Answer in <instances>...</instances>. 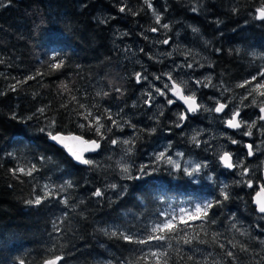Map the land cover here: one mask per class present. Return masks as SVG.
I'll list each match as a JSON object with an SVG mask.
<instances>
[{"label": "trees", "instance_id": "1", "mask_svg": "<svg viewBox=\"0 0 264 264\" xmlns=\"http://www.w3.org/2000/svg\"><path fill=\"white\" fill-rule=\"evenodd\" d=\"M213 1L218 0H154L162 21L175 26L180 19H193L200 34L194 32L187 41L179 42L178 37L174 39L179 31L168 29L167 37L188 52L189 46L198 48L190 44L192 38L196 42L207 40L216 73L229 85L238 84L244 71L246 81L258 77L260 63L250 60V53L264 54V22L247 20L245 31L213 30L207 23ZM219 1L222 10L229 8L228 0ZM2 2L6 6L0 7V264H44L55 255L63 256L59 264H154L153 251L167 252L168 264H203L205 259L209 264L213 260L220 264H264V217L253 205L262 175L248 187L234 171L219 165L216 149L206 157L201 145L197 155L200 161L211 162L207 174L213 177L212 182L206 177L195 181L167 172L149 179L140 171H144L141 145L147 129L131 121L139 85L135 79L138 71H132L130 64L137 62L135 59L142 63L150 60L143 47L152 46L147 37L153 35L149 29L156 26L143 0H116L115 4L109 0ZM118 3L119 7L127 6L125 12L119 11ZM239 5L249 16L259 7V0H243ZM241 36H245V62L239 58ZM130 47L137 50L134 57L125 52ZM61 62L64 66L59 70L51 67ZM29 76L34 79L27 80ZM24 80L27 82L17 84ZM255 84H249L244 93L227 95V99L240 102L243 111L247 107L256 113L264 98L249 95ZM12 85H17L15 91ZM88 111L104 125L103 135L95 131L94 118H84ZM109 114L112 120L107 118ZM224 122L216 121L219 129L228 131ZM59 133L96 140L102 149L91 158L89 167H80L49 142L50 136ZM120 140L132 168L122 176L115 171L114 158L103 159L107 152H120ZM202 142L206 139L197 144ZM243 148L228 142L234 157ZM33 166L31 176L12 174L14 169ZM63 183L65 189L57 197L49 194L39 206L27 203L37 196L43 198L45 186ZM97 190L103 193L101 197L94 195ZM222 190L229 194L228 200L223 199ZM172 200L184 201L189 208L214 206L206 219L173 222L177 232L166 242L138 244L121 238L123 234L148 241L154 226L168 222L165 216ZM184 238L191 244H185ZM219 244L224 245L223 250ZM241 245L248 250L242 251ZM226 251L234 252V262ZM146 254L148 259H141Z\"/></svg>", "mask_w": 264, "mask_h": 264}, {"label": "flooded vegetation", "instance_id": "2", "mask_svg": "<svg viewBox=\"0 0 264 264\" xmlns=\"http://www.w3.org/2000/svg\"><path fill=\"white\" fill-rule=\"evenodd\" d=\"M109 1L113 4H115L116 0H109ZM151 2L153 5V9L156 11L154 0H151ZM242 2H243V0H242ZM242 2H241V0H231V2L228 0L229 8L222 10L220 8L221 2L219 0L213 1L212 6L209 8L211 10V13L208 14V16H207L208 25L210 27H212L213 30H216V31L217 30L222 31V30L228 29V28L233 29V30H235L236 28H239L240 31H245L247 20L252 21V22H256L257 20H255L253 18L255 15V10L252 11L249 14V16H246L245 9H241V7L239 5V4H242ZM234 8L237 9V11L234 12L233 11ZM148 11H149L148 14H153L152 9L148 8ZM193 16H196V15L193 14ZM182 20L183 19L176 21L175 26H173L174 24H172L171 22L169 23L166 21H161V23L162 24L167 23L169 25V28H168L169 30L178 31V30H182L183 28H187V27H188L187 29H189V27L192 26V27L198 29V31H201V29L199 27H196L197 24H194L195 22L193 21V19H191V20L187 19V21H182ZM151 21H155V18H151ZM155 28H157L158 30L156 32H152V34H153V36L158 37V43L156 42V44H159L160 41H162L163 39H166V37H167L166 31L168 29H165V28L161 27V25H157V24H156ZM233 32H235V31H233ZM150 41H152V40H150ZM238 43L241 45V47H240V55L241 56H239V58L244 60V62H245V60L247 59V57L245 55V48H246L245 36L244 37L241 36V39L239 40ZM164 46L170 50L166 51L167 55H163V56L161 55V57H159L161 59V62L163 63V66L161 68L153 67V63H154L153 58L156 59V56L153 55L152 59L147 60V62L144 63V67H143V75L148 76L151 81H155V76H159V77L163 78L164 80L168 81V83L166 84L164 81L162 82V80H160L159 85H158V86H161V88L159 87L158 89L165 92V95H167V97H166L167 99L165 100L166 101L165 107L159 111V113L160 114L162 113V114L160 116V115H157L154 112H152L153 110L155 111V107H156L157 102H159L161 100L159 97L160 96L159 93H157V94L155 93V89H153L151 87H147V88H143V90L140 89L138 91L136 97L134 98V101L132 102L131 121H132L133 125L141 124V125H144V127L147 129L146 130L147 136L145 137V139L141 145L143 150H145V156L143 157V161L147 165H149V164H150V166L156 165V163L155 164L152 163V162H154L153 159H155V158L151 159V155H153L154 154L153 152L156 149H158L159 147H161L160 150L163 151L165 149V146L169 145V153L173 155L172 157L174 158V160L177 163H178V161H180L181 167L179 170H177L172 165L168 164L167 162L161 161L155 167L147 169L146 170L147 172H143V175L149 179H153L154 176L158 177V175H160L161 173H164V172L170 173L172 175H178V174L183 175L184 174L185 176H187L185 174L184 170L182 169V159L184 161L190 160L191 162L194 161L195 159H196V161H198V155H197L198 154V151H197L198 144L193 142V139H192L193 138V136H192L193 132H191V131H192L193 125H197L199 123L198 122V115L200 113L197 112V113L191 115V114L186 112V109L184 108V106L181 103L170 98L172 96L171 85L174 82L180 84L181 86L183 85L181 82L182 81V72H183V69L181 67V65H182V56H181L182 53L179 50L175 54H172V52H171L172 49L168 47L169 46L168 43L167 44L164 43ZM253 52L254 53H250V60H252L254 58V59H256L257 62L260 63V65H259L260 71L257 74L258 77H256L257 78L256 83H264V77H261L259 75V73L261 71H264V70H262L264 68V54L258 55V54H256L255 51H253ZM209 58L210 59L208 61V64L205 66L202 64L203 66L201 65L202 67L198 71H203L200 74L204 75L205 77L210 76L212 78V76H213L212 83L208 87L203 86L201 89V92H203V91L207 92V95H209V94L211 95L213 93V91H215V93H224L225 95H231V94L235 95V94H241V93L245 92L246 87H237V85L243 84L246 81L243 78L245 76V71H244L243 75L239 78L240 82L238 84L231 86L227 83V81H225L222 77H220L218 75V73H216L215 63L212 60V56H210ZM195 63H196V61H195ZM197 67H195L194 69H196ZM136 69L138 71V68H136ZM177 70H182V72L181 71L178 72ZM193 71H191L192 75H195V77L198 78L199 74L198 75L194 74ZM138 73H140V72L138 71ZM168 74L171 75V77H172L171 80H169ZM156 83H158V82H156ZM193 83L196 84V81H194ZM144 84H148V83H144ZM138 85L140 88L141 84L138 83ZM165 85H168L169 87L166 88ZM212 86H215V87L212 88ZM225 89H227V91H225ZM142 93H143L144 105H141L142 102L138 99V97L140 96V94L142 95ZM146 93H150L151 96L153 97V99L150 100L149 103H145V101L149 100V97H148V95H146ZM195 94L200 95L197 92V90H195ZM184 95H189V94L187 93V91L184 90ZM161 98L165 99L163 97H161ZM168 100H173L174 103L168 104ZM198 100L200 102V98L197 96V101ZM225 101H227V100H225ZM149 104H151V106H150L151 109H147V106H149ZM166 105L169 108V110H171L170 114L167 113ZM179 113H184L188 118L184 121L178 120V114ZM256 114L258 116L255 119L260 117L259 110H257ZM244 116H245V113L240 112V119L243 120L245 118ZM257 120H258V122H256V126L257 125L262 126L264 129V124H263V122L260 121V118ZM177 123L181 124V127H176ZM162 126L166 127V129L165 130L162 129L159 131L158 127H162ZM152 129H155V131L153 132ZM190 132H191V134H189ZM255 134H257V133H255ZM250 138L244 137L245 146L242 150V152L244 151L243 153L239 152V154L236 155V157H234V155L232 154L234 161H236V160L241 161L245 167L249 163H252V162L257 163L258 161L264 160V144H263L262 148L258 147L256 149L254 141H251V144L253 145V150H254V157L252 159H250L249 156L247 155L248 150L246 148V145L250 144V143H248ZM178 153L181 155H177ZM181 156H183V158H181ZM161 164H164V167H162ZM166 164H168V165H166ZM219 165H221V164H219ZM238 171L241 172V169L236 168L234 170L235 173ZM260 175L263 176V179H262V182H260L258 184V188H259L260 184H262V185L264 184V172L262 170L260 172ZM187 177L190 179L189 176H187ZM236 178H238V177L236 176ZM243 178L249 179L250 177L249 176H243ZM172 201H174V202H172L174 205H175V203L176 204L180 203V201H176V200H172Z\"/></svg>", "mask_w": 264, "mask_h": 264}, {"label": "rangeland", "instance_id": "3", "mask_svg": "<svg viewBox=\"0 0 264 264\" xmlns=\"http://www.w3.org/2000/svg\"><path fill=\"white\" fill-rule=\"evenodd\" d=\"M119 6H120L119 3L116 4V7H119ZM193 28L194 27H191V30H185L187 28H183L182 30H178L179 32H178L177 36H174V39H176L178 37L179 38V42L183 41V40L187 41V38L189 37V35H192V33H194L193 30H192ZM188 31L190 33H188ZM198 33L200 34L201 31L195 32V34H198ZM147 38L152 40L153 43H152V46H151V44H148L147 48H144L145 46L143 47V51L145 53V56H147V58H149L150 60L152 59L153 55L156 56V59L153 58V62H154L153 63V67L161 68L163 66V63L161 62V59L159 57H161V55L162 56L163 55H167L166 51H169L170 49H168L167 47L164 46L163 41L165 39L160 41L159 44H156V42L158 43V37L150 35ZM166 39L168 40V45H169L168 47L172 49L171 50L172 54H175L179 50L181 51V53L182 52L184 53V55L183 54L181 55L182 56V65H181V67L183 69V72H182V70H177L178 72L179 71L182 72V81H181L182 84H183L182 87L184 88L185 91H187L188 94H191L192 92H195V90H197V92L200 94V95H196V97L198 96L200 98V102L198 100L197 103L202 105L201 111L198 112V113H200L198 115V122L199 123L197 125H193V128H192L191 132H193L192 136H195L197 141L206 139V143L202 142L201 144H198L199 147L201 145L202 147L205 148V150H206L205 151V156L207 157L211 153V150H213V149H216V151L219 153V157L225 151L231 153L230 151H228L229 150L228 149V142L231 143V139H229V138L236 139L239 144H242V145L245 146L244 137L245 138L246 137H248V138L251 137L248 143L251 144V141H254L256 149L258 147L262 148L263 144H264L263 143L264 142V129H263L262 126L257 125L256 127H254L252 129V135L251 136H247V135L243 134V132L246 131V129H244V128H242V130H239V131H232V133H228V131H226L224 129H219L218 123H216V121H220V120L222 122L226 121V119H228L230 117L231 110L233 108H239L240 112L245 113V116H244L245 118L243 120L247 121L249 123L255 122V124H256V122H258L257 119H259L260 117L255 119L258 116L256 114L257 112L255 113L253 109H248L247 107L243 111L240 102H236V101L233 102V100L228 101V99H227L228 97L224 93H215V91H213V93L211 95L210 94L207 95V92H204V91L201 92V89L204 86V83H207V81L205 80V76L200 74L203 71H198V70L201 69V67L203 65L204 66L207 65L208 61L210 59L209 58L210 54H209L208 48H206V47H210V44H208V42H206L207 40L206 41L201 40L200 42H196V40L192 38L190 40V44L192 43V45L194 47H198V48H202V49H200V50L198 48L192 49V46H189V50L190 49L191 50L188 52V49L187 48L184 49L182 47V45H180L179 43H178L179 46H177L176 42H171V41H174L172 37H166ZM136 51L137 50L134 47H130L129 49L125 50V52L128 54V57L129 56L130 57H134L136 55ZM205 54H207V55L204 56ZM185 57H186V59H185ZM135 60L137 62L134 63V61H132L131 64H130V69L133 71L134 69L136 70V68H138V71L140 72V74L142 76H144L143 75L144 63L140 62L137 59H135ZM195 61H196V63H195ZM188 65H191V67H188ZM195 67H197V68L194 69ZM191 71H193L194 74H197V75L199 74V77L196 78L195 75H192ZM157 77H159V76H155V81H151L148 76H147V80H143L142 79L141 82H140L141 85H140L139 90L140 89L143 90V88H147V87H151V88H153L155 90L158 89L159 87L161 88V86H158L160 80H162V82L164 81L166 84L168 83V81L164 80L163 78L159 77V79H157ZM212 78H213V76H212ZM194 81H203L204 83H201V84L198 85L197 83L196 84L193 83ZM156 82H158V83H156ZM144 83H148V84H144ZM214 87L215 86H212V88H214ZM155 93L157 94L156 91H155ZM159 97H160L161 101L157 102L156 107H155V111L153 110L152 112H154L155 114L161 116L159 111L162 108L165 107V103H166L165 100L167 99L166 98L167 95H164V96L160 95ZM161 97H163L165 99H162ZM210 97H211V99H210ZM170 98L174 99L172 96ZM138 99L143 103L142 105H144L143 93H142V95H140L138 97ZM217 100L220 103H227L228 107H229V108L227 107L225 109L226 111H224V114L222 116L216 114V112H214V111H205L204 110V108H210V109L211 108H215ZM225 100H227V101H225ZM166 107H167V105H166ZM147 109H151L150 106H147ZM257 110H259V107H258V109H256V111ZM167 113H169V114L171 113V110H169L168 107H167ZM191 132L189 134H191ZM255 133H257V134H255ZM118 146H120V150H119L120 152H116V151H113L112 153H110V152L108 153L107 152V154L104 156L103 159L108 160V159H113L114 158V160H112V161H114V163H115V166H114L115 169H116L115 171H118V173H120L121 176H122V175L126 174L125 172L122 171V168L124 166H127L129 168V171L132 168L130 166V162L128 161V157H125L126 154L124 156V152H126V148H125V146H122V141L121 140L118 141ZM160 148L161 147L156 149L153 152L154 154L151 155V156H153V157H151V159L155 158V159H153L154 162H152V163H154V164L156 163V165H158V163H160L161 161L162 162L163 161L166 162L167 158H169L170 156H171L170 158L172 160H174V158L172 157L173 155L169 153V145H166L165 149L163 151H161ZM207 149H209V151ZM161 153L164 154L165 159L164 160H157V157ZM181 158H183V156H181ZM127 161H128L129 164L127 163ZM210 163L211 162L208 159L200 161L199 158H198V161H196V159H195L192 162L190 160L184 161L182 159V169H184L185 167H188L189 170L191 171L192 167H194L196 165H201L202 167H201V170H200L199 173H194L192 176H189L186 173L185 174L187 176H189L191 179L195 180V181L200 180L202 177H206L207 179H209L208 180L209 182H212V178L213 177H211L210 175L207 174V171H209L210 168H211V164ZM178 164L180 165V161H178ZM156 165L150 166V164L147 165L146 163H144L143 165H141V167L144 168L143 172H147L146 171L147 169L153 168ZM166 165H168V164H166ZM161 166L164 167V164H161ZM180 167H181V165H180ZM246 167L249 170V175H248L250 177L249 179H251V181L253 183L255 178L258 177V175L260 174L259 172H261V169H264V160L263 161H258L257 163H255V162L249 163V164L246 165ZM240 173L241 172H239V171L235 173L238 178H240L241 180H245V181L249 180L248 178H243V176H241ZM261 177L262 176L257 178V181ZM65 186H66L65 183H63V184H61L59 186H55V187L47 185V187L45 189H46L48 195L49 194H53V195H55V197H57V194L63 193V191L65 189ZM52 192H54V193H52ZM183 202L184 201H180L181 206L178 207V208L175 205H173V204L168 206L167 213H166V216H165L168 222H172L173 223V222H176V221H181V219H183L184 221L195 219L194 217L196 216L197 207H203L204 205H206V204H203V205H199L197 207L189 208L188 206L183 205Z\"/></svg>", "mask_w": 264, "mask_h": 264}, {"label": "snow or ice", "instance_id": "4", "mask_svg": "<svg viewBox=\"0 0 264 264\" xmlns=\"http://www.w3.org/2000/svg\"><path fill=\"white\" fill-rule=\"evenodd\" d=\"M143 2H144L145 5H147V7L149 9H152L153 16L155 18V21H154L155 24L161 25V27H163L165 29H168L169 25L167 23H164V24L161 23L162 16L160 14H157L156 11L153 9V5H152L151 0H143ZM5 6L6 5L2 2V0H0V7H5ZM126 7H127L126 5L119 7V11L121 13L125 12L126 11ZM128 10L131 11L130 9H128ZM192 10L193 11H197L196 8H193ZM233 11L235 12V11H237V9L234 8ZM253 18L255 20L264 22V0H259V7L255 8V15H254ZM101 22H105V21H101ZM149 30L152 31V32H156L158 29L155 28V27H152ZM192 30H193V32H197L198 31V29H196V28H193ZM163 43L167 44L168 40L165 39L163 41ZM63 66H64L63 63L61 62V63H54L51 67L54 70H59ZM188 67H191V65H188ZM259 75L261 77H264V71H261L259 73ZM168 78H169V80L172 79L170 74H168ZM31 79H34V77L29 76L27 78V80H31ZM135 79H136L137 83H140L142 79L143 80H147V76L146 75L142 76L140 73H136L135 74ZM157 79H159V77H157ZM256 79H257L256 77H253L252 80L245 81L243 84L237 85V87H247L249 84H253V82H255ZM27 80L17 81V84L26 83ZM205 80L207 81V83H204L203 81H196V83L198 85L201 84V83H204L205 87H208L209 85H211L212 78L210 76L205 77ZM16 87H17V85H12V90L15 91ZM64 87L67 88V85H65ZM165 87L167 88L169 86L165 85ZM171 89H172V95L176 96L177 99L182 100L184 102V104L187 106V111L189 113L195 114L198 111H200L202 105L197 103V97H196L195 92H192L189 95H184V88L180 84L175 83V82L171 85ZM116 91H120V89H116ZM155 91L157 93H159V95H161V96L165 95V93L163 91H161L160 89H156ZM225 91H227V89H225ZM253 93L259 95L262 98H264V83H256L255 86L250 89L249 95L251 96V95H253ZM97 95H100V93H97ZM103 95L107 96L108 93H104ZM146 95H148L149 100L145 101V103H149V101L152 100L153 97L151 96L150 93H146ZM73 99H75V98H73ZM210 99H211V97H210ZM172 103H174L173 100H168V104H172ZM253 103H256V101L253 100ZM216 105L217 106L215 108H211V109L210 108H204V110L205 111H214L216 113H224L225 109L228 107L227 103H220L218 100L216 101ZM149 106H151V104H149ZM81 107H84V106L81 105ZM39 111L41 113H43L44 109H40ZM259 111L261 113L260 120L264 121V102H262L260 104ZM84 118L85 119H89V118H94V117H93L92 112L88 111ZM107 118L109 120H112L111 114H109ZM187 118L188 117L184 113H179L178 114V120H180V121H184ZM225 123H226V126L228 128H230V129H234V130H240L242 128L246 129V131H244L243 134L247 135V136H251L252 135V129L254 127H256L255 122L249 123L247 121H244V120L240 119V110H239V108H233L231 110V115H230V117L228 119H226ZM113 125L119 127L118 122L115 121V120H113ZM81 127H84V125H81ZM93 127L95 128V131L98 134L103 135V133H101V129L104 128V125L100 122L99 119H95V124L93 125ZM176 127H181V124L177 123ZM110 130L111 129L109 128L108 131H110ZM152 131L154 132L155 129H152ZM51 139H53V140H55L57 142H60V143H63L64 140H65L64 137H58L56 135H52ZM67 139H71V140L77 141L80 144H89L90 143L91 147L93 149L100 147V145L96 141L88 142V141H84V140L80 139V137H70V138H67ZM192 139H193V142L198 143V141L196 140L195 136H193ZM229 139H231V143L232 144H237L238 143V141L236 139H232V138H229ZM111 143L115 144L116 141L113 140V141H111ZM123 143L124 144H128V143H130V141H123ZM64 146L69 148V151L72 153L74 158L77 161H79L81 164H85V165H91L92 164L91 160L85 159L83 157L81 151H74L71 147H69V145L67 143H64ZM246 148L248 150L247 151V155L248 156L254 155V150H253V145L252 144H247ZM177 155H181V154L178 153ZM164 159H165V157H164L163 153H161L157 157V160H164ZM219 159H220L221 164L226 169L233 170V169H236V168H240L241 169V173H240L241 176H248L249 175L248 168L245 167L244 164L241 161H239V160L234 161L231 153L225 151V152H223L222 155H220ZM166 162L168 164L172 165L175 169H177V170L180 169V165L177 162H175L174 160H172L170 157L167 158ZM201 167H202L201 165H196V166L191 168V171L189 170L188 167H185L183 170H184V172L187 175L192 176L194 173H199L200 170H201ZM33 171H35V167L34 166L32 168H30V169H27V170L25 168H23V167H20V168L14 169L12 174H13V176H17L18 174L31 176ZM122 171L125 172V173H128L129 172V168L127 166H124L122 168ZM140 171L143 172V169H140ZM129 178H131V177H129ZM241 183H246L248 187H252L253 186L251 179H249L247 181H243L242 180ZM69 186H71V185H69ZM45 187H47V186H45ZM112 187L115 188L116 186L112 185ZM225 188H227V185H225ZM94 195L97 196V197H101L103 195V193L100 190H97L94 193ZM221 195L223 196L224 200H228L230 198L229 194L226 191L222 190L221 191ZM47 198H48V193L46 192L45 196L43 198L37 196L34 200H28L27 203L30 204V205H34V206H39V205H41L43 203V200L47 199ZM255 202L257 204V210L262 215H264V187H262L260 189V192L257 194ZM65 203H67V202L65 201ZM217 203H219V201ZM213 206L214 205L212 203H209V204L204 205L203 207H197L196 216L194 218H196V219H206V218H208L209 211H210V209ZM210 222L214 223V221H210ZM181 223L184 224L186 222L183 219H181ZM105 231H107V230H105ZM152 232H153V235L148 238V241L135 240L132 236L123 235V234L121 235V238L124 239L128 243H138V244H145V243H148V242H150L152 240L159 241V242H166L172 235L176 234L177 226L174 223H172V222H168V223H164V224H161V225L154 226L153 229H152ZM244 234L245 233H241V235H244ZM111 235L115 236V235H117V233L116 232H112ZM213 239H214V242H215V238H213ZM183 242L185 244H191L192 241L190 239H188V238H184ZM199 242L203 243L204 241H199ZM262 243H264V242H262ZM218 246L222 250L224 249V245L223 244H219ZM235 247H236V245L233 244V248H235ZM240 247H241L242 251H247L248 250L243 245H241ZM225 255L228 256L229 258H232L233 262L235 261V254H234L233 251H226ZM150 256L155 258L154 259V264H168V261H167L168 253L167 252H164V251H159V252L153 251V252L150 253ZM62 259H63L62 255H55L53 258L45 260L44 264H59V262ZM141 259L147 260L148 259V254H146L145 256L141 257ZM188 259L189 260H193V257L189 256ZM21 264H23V262H21ZM197 264H200V262H197ZM203 264H209L208 260L205 259L203 261ZM212 264H220V261L213 260Z\"/></svg>", "mask_w": 264, "mask_h": 264}, {"label": "water", "instance_id": "5", "mask_svg": "<svg viewBox=\"0 0 264 264\" xmlns=\"http://www.w3.org/2000/svg\"><path fill=\"white\" fill-rule=\"evenodd\" d=\"M172 96H173V98H174L177 102L181 103V104L184 106V108L186 109V112L189 113V112L187 111V106L184 104V102H183L182 100L177 99L176 96H174V95H172ZM200 111H201V109H200ZM200 111H198V112H200ZM225 111H226V110H225ZM189 114L192 115V113H189ZM216 114H218V115H223L224 113H216ZM259 115L261 116L260 111H259ZM260 121L264 123V121H262V120H260ZM226 129H227L228 131H239V130L230 129V128H228L227 126H226ZM240 130H241V129H240ZM55 135L58 136V137H64V138H65L64 142H63V143L57 142V141L51 139V136L49 137V142H50L51 144H53L54 146H56L57 148L63 150V151L66 153V155L72 160V162H73L74 164L78 165V166H82V167H85V168L89 167V165L81 164L79 161H77V160L74 158V156L72 155V153L69 151V148L64 146V143H67V144L69 145V147H71L74 151H81L83 157H84L85 159H89V160H91L90 158H92V157L98 155V154L100 153L101 149H102V143H101V142H98V141H96V140H90V141H88V140H86L84 137H82V136H80V135H76V134H60V133H59V134H55ZM70 137H80V139H82V140H84V141H88V142L96 141V142L100 145V147H99V148H95V149H93V148L91 147V144H90V143H89V144H80V143L77 142V141H74V140H71V139H67V138H70ZM253 157H254V155L249 156L250 159H252ZM233 160H234V159H233ZM219 162H220V160H219ZM220 164H221V162H220ZM221 165H222V164H221ZM222 166H223V165H222ZM223 167H224V166H223ZM228 170H229V169H228ZM234 170H235V169H233V170H229V171L233 172ZM262 187H263V185L260 184L258 191L256 192V194H255L254 197H253V205H254V207L256 208V212H257V214L260 215V216H262V217H264V215H262V214L257 210V204H256V202H255L256 197H257V194L260 192V189H261ZM60 262H61V261H60ZM60 262H59V263H60Z\"/></svg>", "mask_w": 264, "mask_h": 264}, {"label": "bare ground", "instance_id": "6", "mask_svg": "<svg viewBox=\"0 0 264 264\" xmlns=\"http://www.w3.org/2000/svg\"><path fill=\"white\" fill-rule=\"evenodd\" d=\"M150 155V154H149ZM151 157H153V156H151ZM81 167V166H80Z\"/></svg>", "mask_w": 264, "mask_h": 264}]
</instances>
